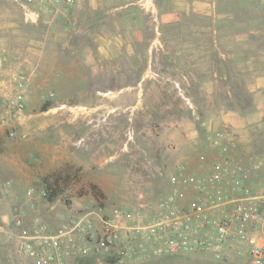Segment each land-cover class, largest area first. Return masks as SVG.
<instances>
[{"label": "rangeland", "instance_id": "rangeland-1", "mask_svg": "<svg viewBox=\"0 0 264 264\" xmlns=\"http://www.w3.org/2000/svg\"><path fill=\"white\" fill-rule=\"evenodd\" d=\"M189 1L140 0L142 6H159V11L152 8L142 17V55L130 56L134 68L116 73L109 61L87 62L78 53L86 39L80 44L76 35L62 30L61 11L76 0L71 5L64 0H0L1 246L10 245L12 230L30 232L41 226L51 232L86 212L96 227L118 210L131 215L129 224H164L167 231L177 215L189 212L197 193L188 179L196 171L190 160L207 146L203 126L195 125L194 117L206 120L210 112L195 78L161 71L160 58L184 64L190 38L205 42L214 36L205 28L212 18L229 38L245 33L246 53L259 47L264 0H213L224 14L210 18L175 11L174 6ZM46 21L55 23L51 28L60 37L38 54L30 50L35 44L29 38L47 32ZM195 23L200 28L193 29ZM179 48L185 51L178 55ZM200 53H207L206 45ZM36 56L37 73L31 74ZM18 92L21 106H10L8 100ZM196 128L203 138L198 141L190 137ZM255 147L263 149L264 141ZM180 164L185 165L182 175ZM259 166L263 185L264 155ZM16 216L21 217L19 227ZM197 223L198 230H207ZM161 231L162 226L155 236L131 237L122 229L108 254L97 250L100 232L92 229L78 233L63 255L68 264L112 263L119 257L122 264H250L245 248L236 242L218 256L210 250L156 253ZM20 262L33 264L22 255Z\"/></svg>", "mask_w": 264, "mask_h": 264}, {"label": "crops", "instance_id": "crops-1", "mask_svg": "<svg viewBox=\"0 0 264 264\" xmlns=\"http://www.w3.org/2000/svg\"><path fill=\"white\" fill-rule=\"evenodd\" d=\"M139 2L140 0H76L69 10L61 11L64 15L62 30L76 35L74 37L80 39V44L83 42L82 37L86 39L85 47L78 50V53H83L87 62L93 64L95 60L109 61L115 64L111 69L116 73L121 70L129 71L134 62H131L130 56L141 54L144 39L142 30L145 27L142 17L148 14V10L159 11V6H142ZM174 9L208 18L219 17L216 16L219 14L222 17L224 14L217 10L213 0H190L186 5L174 6ZM211 21L205 23V28L214 32V36L203 39L205 42L197 37L190 38L187 44L189 54L184 64L161 57L160 70L179 72L178 75L195 78L198 91L206 96L205 108L210 112L209 118L201 120L198 114L194 117L195 125L203 126L206 139L202 138L198 128L190 132V137L195 141L201 137L204 145L207 144L204 150H197L192 154L194 157L190 162H194L196 167L194 176L200 177L204 172L202 162H221L225 158H231L246 170V176L241 181L248 188L257 189L261 185L258 178L259 163L264 155V148L255 147L258 141H264V31L259 47L246 53L248 37L243 31L229 38L222 33L214 18ZM54 24L46 21L47 32L29 38L30 43L35 44L30 46V50L42 54L43 46L55 44L60 34L52 30L51 25ZM192 27L195 30L200 28L197 23ZM218 28L221 32H218ZM66 44L72 46L73 42L68 38ZM203 44L207 47L205 55L200 53V46ZM230 44L233 45L232 48ZM147 50L149 51L148 45ZM177 50L179 51L175 52L178 55L185 51L182 48ZM39 58L36 56V62L28 59L29 62L34 61L30 68L31 74L34 70L37 71ZM145 71L148 73L149 69L146 67ZM241 92L245 93L246 98L242 97ZM216 138L217 145L212 142ZM235 180L232 182L235 183ZM9 241L10 247L0 245V264H5V259L10 264H22L14 250L12 239ZM5 255L9 258H5Z\"/></svg>", "mask_w": 264, "mask_h": 264}, {"label": "built area", "instance_id": "built-area-1", "mask_svg": "<svg viewBox=\"0 0 264 264\" xmlns=\"http://www.w3.org/2000/svg\"><path fill=\"white\" fill-rule=\"evenodd\" d=\"M57 1L50 0L51 3ZM64 1L71 5L74 0ZM20 99L21 94L18 92L8 100V104L19 107ZM212 142L217 145L218 139ZM200 159L203 160V157ZM201 165L204 174L200 177L193 174L188 178L197 190L189 212L182 217L177 215V220L171 223L168 231L164 224H129L131 215L118 210H114L111 217L102 219L100 227H96L91 213L86 212L63 221L51 232L41 226L30 232L10 231L14 250L19 257H30L33 264H68L63 253L70 248V244L73 246L78 233L99 230L97 250L110 254L122 229L131 237H148L155 236L157 229L162 226L160 246L154 249L156 253L210 250L218 256L227 244L236 242L245 248L250 264H264V184L257 189L248 188L241 181L246 176V170L231 158L221 162H202ZM184 168V164L178 166L180 175ZM233 179H236L235 183ZM171 181L175 182V179L171 178ZM197 221H201L207 230H198ZM14 222L19 227L21 217L16 216ZM122 263L123 258L119 257L112 263L102 264Z\"/></svg>", "mask_w": 264, "mask_h": 264}]
</instances>
